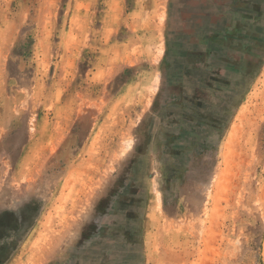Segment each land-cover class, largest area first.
Here are the masks:
<instances>
[{"label": "rangeland", "instance_id": "obj_1", "mask_svg": "<svg viewBox=\"0 0 264 264\" xmlns=\"http://www.w3.org/2000/svg\"><path fill=\"white\" fill-rule=\"evenodd\" d=\"M202 2L0 0V264H264V0Z\"/></svg>", "mask_w": 264, "mask_h": 264}, {"label": "bare ground", "instance_id": "obj_2", "mask_svg": "<svg viewBox=\"0 0 264 264\" xmlns=\"http://www.w3.org/2000/svg\"><path fill=\"white\" fill-rule=\"evenodd\" d=\"M182 1H189L190 5L192 7V12H180L179 15L184 19V20H188L189 17H200L199 14H201V11L203 10L204 6H205V2L200 3V1L202 0H182ZM213 1V0H212ZM247 8V7H246ZM206 10V9H205ZM206 16V15H205ZM256 17V16H255ZM181 22V21H180ZM179 22V23H180ZM181 25V24H180ZM184 31V30H183ZM211 99V98H210ZM106 214V213H105ZM51 253V252H50Z\"/></svg>", "mask_w": 264, "mask_h": 264}]
</instances>
